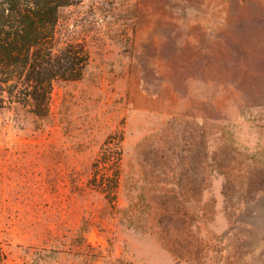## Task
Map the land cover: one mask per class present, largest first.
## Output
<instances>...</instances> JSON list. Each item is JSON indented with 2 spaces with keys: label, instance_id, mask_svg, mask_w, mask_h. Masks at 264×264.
Returning a JSON list of instances; mask_svg holds the SVG:
<instances>
[{
  "label": "rangeland",
  "instance_id": "rangeland-1",
  "mask_svg": "<svg viewBox=\"0 0 264 264\" xmlns=\"http://www.w3.org/2000/svg\"><path fill=\"white\" fill-rule=\"evenodd\" d=\"M58 41L82 78L0 110L5 264H264V0H83Z\"/></svg>",
  "mask_w": 264,
  "mask_h": 264
},
{
  "label": "trees",
  "instance_id": "trees-1",
  "mask_svg": "<svg viewBox=\"0 0 264 264\" xmlns=\"http://www.w3.org/2000/svg\"><path fill=\"white\" fill-rule=\"evenodd\" d=\"M82 1L0 0V110L20 107L46 118L53 85L82 78L89 61L85 47L58 41L61 13ZM110 145L118 151L117 144L106 142L95 166L117 157L118 152L107 151ZM5 263L0 246V264Z\"/></svg>",
  "mask_w": 264,
  "mask_h": 264
}]
</instances>
